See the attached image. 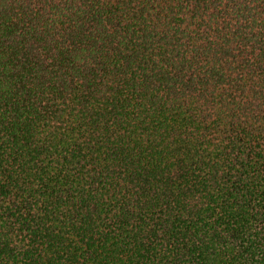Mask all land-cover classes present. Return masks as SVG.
Returning a JSON list of instances; mask_svg holds the SVG:
<instances>
[{
  "label": "trees",
  "instance_id": "obj_1",
  "mask_svg": "<svg viewBox=\"0 0 264 264\" xmlns=\"http://www.w3.org/2000/svg\"><path fill=\"white\" fill-rule=\"evenodd\" d=\"M0 264H264V0H0Z\"/></svg>",
  "mask_w": 264,
  "mask_h": 264
}]
</instances>
